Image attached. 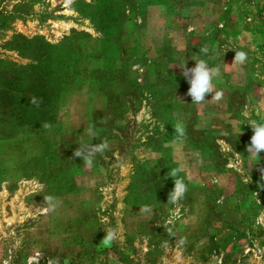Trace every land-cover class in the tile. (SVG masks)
<instances>
[{"label": "rangeland", "instance_id": "rangeland-1", "mask_svg": "<svg viewBox=\"0 0 264 264\" xmlns=\"http://www.w3.org/2000/svg\"><path fill=\"white\" fill-rule=\"evenodd\" d=\"M201 1L203 27L185 34L144 20L147 5L183 0H0V264H264V152L245 150L264 95L224 73L235 51L264 67L259 32L247 51V18L264 15L247 4L264 0ZM219 19L235 43L216 41ZM199 59L220 67L225 105L187 95L181 67ZM105 139L92 167L74 158ZM174 169L188 189L177 204ZM105 229L119 233L109 246Z\"/></svg>", "mask_w": 264, "mask_h": 264}, {"label": "clouds", "instance_id": "clouds-1", "mask_svg": "<svg viewBox=\"0 0 264 264\" xmlns=\"http://www.w3.org/2000/svg\"><path fill=\"white\" fill-rule=\"evenodd\" d=\"M209 49L207 47L200 48V54L207 56ZM248 56L244 51H235V57L233 64H239L243 66L247 62ZM195 66L188 68L187 64L182 68V74L188 81L190 87L188 89L187 95L191 97L192 103L201 104L206 101V96L208 94L214 93L210 101H220L223 98L222 90H215L214 81L220 77L221 69L219 66H209L207 59L195 60ZM209 101V100H208ZM31 103L39 106V103L35 97L31 98ZM251 126L253 135L250 138V143L246 147V151L249 153L250 157L256 158L260 157V153L264 152V122H257L256 120H251L248 124ZM44 128H51V124L45 122L42 125ZM174 136L178 139L185 136V127L182 123L178 122L174 126ZM87 134L93 135L92 129L85 130ZM109 149V142L107 139L98 143L91 145H80L74 152V158L80 157L83 159L84 167H92L95 157L100 154L103 155L106 150ZM182 169H174L171 171V178L174 180V188L168 195V203L177 204L181 201L187 192V185L182 178H178V173ZM261 181H264V168L260 169ZM264 188V184L258 185ZM44 207L42 210L47 213L49 211H55L57 207V202L55 198L51 195L44 196ZM147 206L142 208L141 211H147ZM167 227V226H165ZM106 235L102 239L101 243L105 246H109L114 243L118 237L119 233L116 229H105ZM168 235H172V230L167 229ZM186 243L185 239H180L178 244L183 246ZM49 264H53L52 260H49ZM58 264V262H56Z\"/></svg>", "mask_w": 264, "mask_h": 264}, {"label": "crops", "instance_id": "crops-1", "mask_svg": "<svg viewBox=\"0 0 264 264\" xmlns=\"http://www.w3.org/2000/svg\"><path fill=\"white\" fill-rule=\"evenodd\" d=\"M223 1L225 0H213L210 9L211 10L213 9L212 11L220 12L221 9L224 8V5H225ZM201 2H202L201 0H197L195 3H190L188 5L185 4L186 0H183L182 5H173L171 3H164V4L151 3L147 6L149 10L153 9L151 11H153L154 14L151 17L149 12L147 11L144 20H146V22L149 24L159 23L165 27H170V28L175 27L177 28L179 32L187 34V31L189 30L195 31L198 28L203 27L204 18L202 16L204 15L205 8L202 7V5L200 4ZM247 7H250V10H259L260 12H263L264 2L263 3L254 2V3H251L249 6L247 4ZM216 12H215V16H216ZM219 16H220V13L217 14L218 18ZM263 16L264 15L260 16L261 20L259 22H256L255 20L252 21L250 18H247V43L250 42L247 45V51L257 50L256 45L253 44L256 41L255 37H257L256 36L257 32H259L260 40L264 41V20L262 19ZM215 19L217 18L215 17ZM212 23H213V26H216L219 31L216 41L221 42V43H235V41H237V37L239 35V32L237 31V29H231L225 26V23L220 21V19L217 21H212ZM260 40L258 41L260 42ZM260 43H259L258 53L264 59V47L261 46ZM233 62H234V59H233ZM233 62H231L228 65L230 66V69L225 70L224 73L233 75L237 79H239L243 75H247V83L250 82V78H252V81L250 82L251 86L248 88L249 97L250 96L257 97L258 95H262V94L264 95V67H262V69L259 70L260 74L259 73L256 74V68L255 66L253 67V65H251L249 58L247 59V66L233 64ZM186 63H187V60H186ZM219 85L220 84L218 83V87L215 90H218ZM263 100H264V97H263ZM225 101H226L225 98H222L220 101L213 100L210 106H212V108H218L221 105H225ZM199 105L205 106V103H201ZM207 113H209V110L207 111ZM262 115L264 117V112L262 113ZM214 121L216 122L217 119L214 118ZM249 128H251V126L248 125L247 123V129ZM242 133L244 132H241L240 135H244ZM235 134L236 133H233L231 135H235ZM251 136L252 135L249 132H247V136H245V139L247 140V145L250 143ZM235 138H238V137H235ZM197 152L204 155V152L201 149L197 148Z\"/></svg>", "mask_w": 264, "mask_h": 264}]
</instances>
